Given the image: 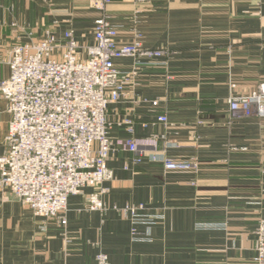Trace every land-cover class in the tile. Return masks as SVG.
<instances>
[{"label": "crops", "instance_id": "crops-1", "mask_svg": "<svg viewBox=\"0 0 264 264\" xmlns=\"http://www.w3.org/2000/svg\"><path fill=\"white\" fill-rule=\"evenodd\" d=\"M137 2L113 0L107 7L118 39L130 42L140 33L145 47L173 54L139 67L135 84L109 105L115 144L108 165L115 176L103 184L108 210L88 208V187L69 198L62 224L35 215L0 186V264H96L100 251L112 264H255L264 220V117L233 120L229 101L264 83V0ZM97 3L0 0V81L10 76L13 45L37 42L49 31L64 42L72 30L85 58L101 14ZM115 63L123 72L133 68L129 57ZM163 114L168 124L158 121ZM10 121L0 92V156ZM152 136L160 153L195 159L199 167L136 164L134 153L116 144ZM128 204L165 218L133 233L130 218L114 209Z\"/></svg>", "mask_w": 264, "mask_h": 264}, {"label": "built area", "instance_id": "built-area-1", "mask_svg": "<svg viewBox=\"0 0 264 264\" xmlns=\"http://www.w3.org/2000/svg\"><path fill=\"white\" fill-rule=\"evenodd\" d=\"M112 2L98 0L101 14L94 21V44L85 48V58L79 55L72 30L64 42L49 31L37 42L13 45L7 61L10 76L0 81L11 114L6 152L0 156V186L46 220L65 224L69 198L88 187L93 188L87 195L88 208L108 210L103 199L108 189L103 184L115 176L108 165L115 144L110 136L109 105L119 102L135 84L139 67L173 54L168 47H145L140 33L130 42H121L107 10ZM125 57L133 60L128 72L115 63ZM157 104L158 100L153 101ZM229 104L233 120L264 117V83L247 94L232 96ZM158 121L168 124L169 118L163 114ZM116 144L134 153L136 164L160 162L166 170L200 165L195 159H171L160 153L156 136L117 139ZM114 209L130 218L133 233L139 225L150 228L165 218L160 213H144V204ZM256 251L254 263L264 264V220L257 230ZM95 261L112 264L103 251L95 255Z\"/></svg>", "mask_w": 264, "mask_h": 264}]
</instances>
